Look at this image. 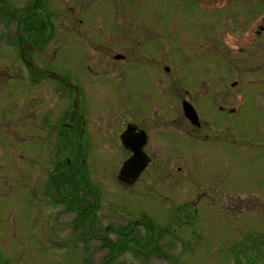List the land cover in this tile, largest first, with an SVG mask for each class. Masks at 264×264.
<instances>
[{"label": "flooded vegetation", "instance_id": "af4514ba", "mask_svg": "<svg viewBox=\"0 0 264 264\" xmlns=\"http://www.w3.org/2000/svg\"><path fill=\"white\" fill-rule=\"evenodd\" d=\"M34 21L32 25H35ZM262 27H259L258 33L264 32ZM31 30L14 27V44L26 70L33 75V83L39 86L41 79L53 82L58 87L57 91H67L72 99L73 109L57 121L53 88L48 90V98L43 105H39L37 96L32 97L38 103L33 117L35 136L41 137V133L47 132L43 141L52 153L45 159L51 167L49 171L47 166L40 168V156L33 159L37 167L32 177V193L39 201H49L46 204L48 207H61L63 212L59 213L65 216L76 214L81 222L80 225H70L73 236L62 237L56 241L57 244L78 241L85 247L88 243H98L109 250L118 249V252L127 248L145 260L155 257L156 260L163 259L161 264H167V259L162 257L165 245L184 243L186 249H192L188 258L184 259L204 258L202 247L207 246L209 264H264V61H258V58L252 65H244L252 62L243 60L241 74L233 79L220 75L208 77L207 81L198 78L189 81V78L184 82L181 78L168 82L167 65L163 64L160 69L161 62L155 65L151 61L150 51L155 49L156 52V45L139 42L105 44L113 35L104 30L99 34L101 39L98 43L86 45L89 54L84 55L83 69L80 67V71L74 72L65 66L71 71L64 72L55 63L38 64L35 54L39 50L48 52V49H42L45 43L39 44L41 30L39 32L35 26ZM161 43L164 51V42ZM115 46L118 48L114 49ZM145 47L148 49L144 50ZM61 51L59 46H53L51 54L62 57ZM162 51V59H165ZM31 54L34 58L30 57ZM143 62L160 69L162 80L159 84L163 98H159L164 100V105L155 99L153 106L144 111L130 104L127 109L132 114H122L126 120H122L118 111L112 114L116 119L106 129L108 127L117 140L115 147L119 167L109 174L115 182V191L119 193L131 195L143 183L141 191H158L163 195L167 202L163 207H173L175 212L163 208L164 217L158 221L146 211L140 213L126 209L116 211V214L111 209L116 206L104 204L101 188L104 175L99 172L96 157L93 156L92 148L98 145H92L91 139L92 131L98 130L88 129L90 122L86 119L84 101L88 109L90 105L80 74L88 85L97 80L96 85H103L105 81L112 83L108 79L121 80L122 75L125 77ZM2 65L0 79L6 82L8 73L5 64ZM215 78L218 82L213 81ZM123 89L127 90L124 86ZM168 89L177 105L170 110ZM127 95L128 101H131L129 91ZM0 111L4 117L5 112L1 108ZM246 112L254 114L260 121L252 131L232 121L234 115L241 117ZM93 117L91 121L103 120V116L97 113ZM118 117L122 127L114 129ZM3 128L6 130V124L0 122V130ZM105 133L104 129L98 135L105 136ZM3 147L0 135V151ZM135 158L141 163L139 167ZM129 161L133 162V166L123 172L124 164ZM19 170L22 179V170ZM92 170L98 172L95 174ZM243 179L249 182L242 184ZM157 183L167 186L164 188L167 194H164L163 188L157 190L154 187ZM123 204L120 202L118 207H124ZM103 216L110 221L104 230L101 228ZM174 225L177 235L167 236V233L172 234L167 227ZM140 228L144 229L143 233L138 231ZM84 249L88 251V247ZM84 254L81 259L85 262L89 257L94 259L96 256L93 252L88 256ZM113 256V253L109 254V257ZM184 259H176L177 264H185Z\"/></svg>", "mask_w": 264, "mask_h": 264}, {"label": "rangeland", "instance_id": "374dc122", "mask_svg": "<svg viewBox=\"0 0 264 264\" xmlns=\"http://www.w3.org/2000/svg\"><path fill=\"white\" fill-rule=\"evenodd\" d=\"M33 19L35 25H32ZM41 21L46 22L47 26L40 33L39 44L45 43L42 49H48V52L39 50L35 54L40 66L55 63L64 72H70V69L80 71L86 58L84 55L89 54L86 45L98 43L101 39L99 34L105 30L113 35L105 44L139 42L143 45H156L157 51H150L151 61L155 65L161 62L158 66L160 69L163 64L167 65L168 82L173 79L179 81L181 78L183 81L189 78V81L196 78L207 81L208 77L220 75L233 79L241 74L243 60L252 62L244 65H252L258 58V61H264V32H257L264 25V0H0V69L5 64L8 73L6 82L0 79V108L5 112L2 117L0 111V122L6 124V130H0L5 146L0 151V264H161L163 259L156 260L154 257L145 260L127 248L118 252V249L113 251L112 248L109 250L100 245L103 248L101 251L98 243H88L85 244L88 247L86 251L84 244L78 241L65 245L56 242L62 237H71L69 235L73 231L70 225H80L81 222L76 214L65 216L59 213L61 207H48L46 204L49 201H39L32 193V177L36 166L33 159L40 156V168L47 166L49 171L51 167H48L45 159L52 154L43 141L47 132H40L41 137L35 136L37 133L33 117L38 103L32 97L37 96L40 99L39 105H43L48 98V90L53 88L57 121L65 112L69 113L73 109L72 99L67 91H57L58 87L53 82L41 79L39 86H36L33 75L26 70L14 44V27L18 26L24 31L30 29L32 32L35 26L40 32ZM161 42H164V51ZM53 46L63 50L60 52L62 57L52 56ZM161 51L165 53L166 60L162 59ZM33 55L30 57L34 58ZM153 64L143 62L125 77L122 75L121 80L108 79L112 83L105 81L103 85L95 84L99 80L88 85L83 74H80L91 108H87L83 99L87 109L86 119L90 122L88 129L98 130L92 131L91 139L92 145H98L92 151L98 170L104 175L101 185L104 204L116 206L111 207L116 214L126 209L140 213L146 211L158 221L164 217L163 208L175 212L173 207H163L167 202L158 191H141L143 183L131 195L115 191V182L109 172L119 167L115 147L117 140L113 138L112 131L108 127L106 129L116 119L112 117L114 112L118 111L122 120H126L122 114H132L127 109L130 104L144 111L153 106L152 101L155 99L164 105V100L159 98H163L159 84L162 80L160 69ZM213 81L218 82V79ZM77 84L80 85L79 82ZM123 86L131 93V101H128V91ZM172 95L168 89L169 110L177 107ZM96 113L103 116L102 121H91ZM232 121L251 131L260 122L254 114L248 112L241 117L234 115ZM114 124V129L122 127L119 117ZM104 129L107 133L100 137L98 133ZM19 169L22 170V179ZM92 171L95 174L98 172ZM248 182V179L241 180L242 184ZM154 187L157 190L167 188L160 183ZM165 189L164 194H167ZM120 202L124 203V207H118ZM103 218L102 230L110 223L107 216ZM167 229L172 232L167 233V236L177 235L175 225ZM138 231L143 233L144 229ZM185 246L184 243H168L162 257L167 259V264H177V260L188 258V252L192 251ZM202 250L205 252L204 258L184 259L187 262L185 264H209V255L206 254L208 247L204 246ZM92 252L96 253L94 259L89 257L88 262L81 259L84 253L88 256ZM111 253L113 257H109Z\"/></svg>", "mask_w": 264, "mask_h": 264}, {"label": "water", "instance_id": "95a60500", "mask_svg": "<svg viewBox=\"0 0 264 264\" xmlns=\"http://www.w3.org/2000/svg\"><path fill=\"white\" fill-rule=\"evenodd\" d=\"M262 29H264V27H263ZM55 77L58 78V79H61L60 77H58V76H56V75H55ZM77 98L79 99V94H78V92H77ZM77 102H78V101H77ZM132 166H133V162H132V161L126 162V163L124 164V169L127 170L128 168H130V167H132ZM124 169H123V170H124Z\"/></svg>", "mask_w": 264, "mask_h": 264}, {"label": "trees", "instance_id": "16d2710c", "mask_svg": "<svg viewBox=\"0 0 264 264\" xmlns=\"http://www.w3.org/2000/svg\"><path fill=\"white\" fill-rule=\"evenodd\" d=\"M40 23H41L40 29H41V32H42V29H44V27H46L47 25H46V22H44V21H41ZM28 27H30V26H28Z\"/></svg>", "mask_w": 264, "mask_h": 264}, {"label": "bare ground", "instance_id": "6f19581e", "mask_svg": "<svg viewBox=\"0 0 264 264\" xmlns=\"http://www.w3.org/2000/svg\"><path fill=\"white\" fill-rule=\"evenodd\" d=\"M138 165V167L141 165L140 161L138 159H134ZM131 168V167H130ZM130 168H128L127 170H129ZM123 172H127L125 169L123 170Z\"/></svg>", "mask_w": 264, "mask_h": 264}]
</instances>
